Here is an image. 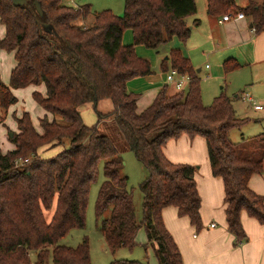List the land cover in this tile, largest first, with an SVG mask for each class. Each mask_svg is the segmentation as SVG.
Segmentation results:
<instances>
[{
  "label": "trees",
  "instance_id": "1",
  "mask_svg": "<svg viewBox=\"0 0 264 264\" xmlns=\"http://www.w3.org/2000/svg\"><path fill=\"white\" fill-rule=\"evenodd\" d=\"M34 1L15 6L11 0H0L4 28L0 49L11 51L15 61L8 83L0 82V108L16 102L13 88L42 83L44 94L34 90L31 97L46 112L38 118V132L29 113L22 111L15 117L17 131L8 136L13 149L0 151V264H26L31 249L41 264L48 247L53 264H89L85 238L75 247L57 241L70 229L83 227L88 188L99 159H103L105 178L98 188L94 215L98 218L110 207L109 217L100 225L107 247L131 248L142 227L144 248L152 249L157 264H183L161 218L162 209L173 206L196 231L201 226L194 167L172 163L162 152L168 139L181 134L204 138L211 173L222 179L225 221L235 243L246 239L239 220L241 210L264 224L263 198L247 185L252 174L263 171L264 131L239 142L228 140L227 132L248 118L236 117L231 99L222 92L203 104L198 74L177 49L169 51L168 59L170 67L188 75L185 89L167 94L162 87L141 111L136 110L137 94L126 89L130 78L151 73L134 45L157 49L174 36L185 41L190 35L186 17L196 12L194 0H123L122 15L104 9L89 25L76 23L87 15L88 5L36 0L42 9L39 15ZM246 1L237 6L235 0H206V13L217 17L241 11L256 30H263L264 0ZM126 29L132 33V44L121 43ZM221 64L225 73L240 66L231 57ZM161 68L168 69L164 61ZM101 98L110 99L112 110L97 113V122L114 121L125 146L147 170L138 183L142 193L139 221L114 143L96 124L87 126L80 118L81 103L95 105ZM65 140L66 147L55 155L41 158L37 154L40 146L61 145ZM50 208L46 220L44 210ZM109 264L146 263L114 259Z\"/></svg>",
  "mask_w": 264,
  "mask_h": 264
},
{
  "label": "crops",
  "instance_id": "2",
  "mask_svg": "<svg viewBox=\"0 0 264 264\" xmlns=\"http://www.w3.org/2000/svg\"><path fill=\"white\" fill-rule=\"evenodd\" d=\"M246 2V0H242L241 5L237 6H244ZM188 17H186L185 21L191 25L189 26L190 36L193 34L198 38L195 45L196 51H193L189 42L180 41L175 36L169 41L170 49H177L182 56L188 58L193 67L200 66L199 61H197V53L202 57L208 56L210 58L213 56L216 59L215 67L211 69L208 64L204 63V68H208L210 73L219 79L224 78L226 75L229 76L228 94L230 93L232 97L242 101L246 107L241 111L237 110L239 115L248 117V121H251L256 112L260 121L264 124V29L256 30L252 26L251 18L246 15L239 19L221 21H218L220 16L212 17L207 13L206 16L200 17V19L195 17L189 20ZM77 22L79 24L81 22L80 19ZM200 31H204L203 35ZM3 34L4 28L0 23V38ZM174 38L177 40L171 42ZM130 39H132L131 31L129 29L124 30L121 35V43L128 45L130 44ZM185 42L186 45L184 46ZM135 47L134 45V50ZM229 57L236 60L240 66L225 73L221 63ZM164 59H168V56ZM14 64L15 61L11 65L10 70ZM200 70V67L195 69L197 73ZM1 78L2 69L0 68ZM162 87L166 89L167 94L177 92L173 85L165 80V73L163 72L135 76L126 81V89L137 94V111H141L148 106L157 91ZM34 90L44 94L45 88L40 83L38 85L13 88L12 93L17 101V98L21 97L20 93L26 92L29 95ZM237 90L238 92L235 93ZM245 92L248 93L250 98L248 102L241 98ZM32 101L34 102L33 99ZM14 104L8 106L4 114L5 118L1 120V123L5 126H0V151L2 153L14 147L6 134L8 131H17L14 123L8 121L9 112H11ZM85 105L92 106V103L85 102L82 109ZM254 105H260L261 108L256 109L253 107ZM38 111H35V114L41 115L37 116V123L38 118L46 114L44 110ZM27 112L29 113V110ZM29 116L34 128L40 132V127L39 129L37 128L30 113ZM47 117L50 118L49 113H47ZM99 123L100 121H96L97 126ZM227 136L230 137L233 134L228 131ZM237 141L236 139L235 142ZM53 148H60V146H40L37 149V154L42 156L46 151ZM162 152L172 163H186L194 167L193 178L199 196L200 229L196 231L186 216H178L173 206L164 207L161 211L162 222L178 248L182 263L264 264V224H260L255 218L248 216L245 210H241L239 220L246 239L235 243L234 235L227 229L222 179L220 176L211 173L204 138L199 135L189 137L186 134H181L176 138L168 139L162 146ZM247 185L252 191L262 196L264 203V171L252 174L248 179ZM211 224L213 226H210ZM139 239L145 244V234L144 237ZM146 248L150 252V247ZM150 258L148 264H157L156 259L152 260Z\"/></svg>",
  "mask_w": 264,
  "mask_h": 264
},
{
  "label": "rangeland",
  "instance_id": "3",
  "mask_svg": "<svg viewBox=\"0 0 264 264\" xmlns=\"http://www.w3.org/2000/svg\"><path fill=\"white\" fill-rule=\"evenodd\" d=\"M63 2L72 7H78L82 5H88L89 10L87 15L84 18L80 19V25H89L92 23L94 16L99 11L104 9H108L111 13L115 15H122L123 13V0H63ZM242 0H235L236 5H241ZM196 12L194 15L189 16L188 19L192 20V18H198L206 16L205 12V0H195ZM78 20V19H77ZM76 20V23L78 24ZM191 26L190 24H187ZM128 30V29H126ZM203 35L204 31H200ZM196 38V39H195ZM188 39V40H187ZM185 41L191 44L193 51L195 50V45L197 43L198 38L195 35H189ZM177 40L174 38L172 41ZM124 41V40H123ZM132 43V39H130V44ZM186 42L184 43V46ZM135 53L137 56L145 59L151 69V73L158 74L160 72L165 73L161 68V62L164 61V65L169 68L170 61L169 59H164L168 56L169 51L171 50L170 42L168 41L165 44H161L157 49H152L145 47L143 45H135ZM197 58L200 66H195L193 69L200 67L201 70L197 73L199 77V87H200V95L201 101L203 104L211 103L213 97L218 95L219 93H223L231 98V104L234 109L235 116L241 118L239 115V111L245 109V105L242 101L235 99L232 97V94H228L229 92V76L226 75L224 78L219 79L210 73V70L204 68V63L208 64L211 69L215 67L216 59L212 57H202L197 53ZM13 54L11 51H7L4 49H0V68L2 69V78L0 82L7 84L9 81V71L10 67L13 64ZM226 86V88H225ZM226 89V90H225ZM235 91V93H237ZM134 93V92H133ZM227 93V94H226ZM21 97L17 98L16 103L13 105L11 112L8 115V121L14 123L16 126L15 117L19 116L22 111L29 110V113L32 116L33 121L37 128L39 129V125L37 123V115L35 111H43L41 107L37 106L31 99V94H27L26 92L20 93ZM97 103V104H96ZM95 105H85L82 109L84 103H81L78 107V111L80 114V118L82 122L87 126H93L96 124L97 113L107 114L112 110V103L109 98H101L97 101ZM12 105V104H11ZM36 105V106H35ZM27 109V110H26ZM6 109L0 108V126L5 127L1 120L5 118ZM38 111V112H39ZM39 114V113H38ZM49 116H51L49 114ZM254 118L251 121H245L241 125L231 128L229 133H232L233 136L228 137V140L231 142H235L237 139L239 142L242 139L247 137H251L257 135L264 131V124L260 121L259 115L255 112ZM248 118V117H246ZM7 125V124H6ZM98 128L101 132H105L111 141L114 143L118 153L122 159V166L120 169L121 174L127 177V188L131 191L133 197V212L136 221L141 219V198L142 193L138 188V183L147 175V170L141 165L134 157L133 153L125 146L124 141L121 139L114 121L111 122V119H104L100 121L98 124ZM17 129V126H16ZM11 131H8L6 134L9 136ZM67 140L64 141L63 144L59 145L60 148H53L45 152L41 158H49L56 153H58L63 147H66ZM96 175L95 178L90 182L87 194V203L85 206L84 212V225L82 228H72L70 229L64 236L59 238L57 244L65 245L69 247H75L82 239H86L88 245V253H89V264H109L114 259H126V260H138L142 261L146 264L149 263L150 259H154L153 252L150 248V252L148 248H144V242H141L140 237H144V230L142 227L138 228L135 234V244L128 248L126 246H121L115 250H111L107 247L103 235L100 231L101 221L107 219L109 217L110 207H107L98 218H95L94 215V203L96 200L98 188L103 181V159H99L96 165ZM52 208L44 210V217L48 220L51 216ZM47 254L45 259L41 264H53L51 260V248H47ZM155 262V261H154ZM26 264H38L37 263V252L36 250L28 251V261Z\"/></svg>",
  "mask_w": 264,
  "mask_h": 264
},
{
  "label": "built area",
  "instance_id": "4",
  "mask_svg": "<svg viewBox=\"0 0 264 264\" xmlns=\"http://www.w3.org/2000/svg\"><path fill=\"white\" fill-rule=\"evenodd\" d=\"M243 16L244 15L241 11H235V12L227 11L220 16V19L218 21L229 20V19H239V18H242ZM165 80L168 83H171L176 91H179L187 87L189 77L187 74L181 73L175 68L170 67L165 71ZM241 98L242 100L247 101V102L250 100L249 95L246 92L242 94ZM253 107L256 109L261 108L260 105H254ZM23 161L24 162L27 161V158H25ZM20 162H21L20 159L16 160V164H19ZM210 226H213V224H211Z\"/></svg>",
  "mask_w": 264,
  "mask_h": 264
},
{
  "label": "water",
  "instance_id": "5",
  "mask_svg": "<svg viewBox=\"0 0 264 264\" xmlns=\"http://www.w3.org/2000/svg\"><path fill=\"white\" fill-rule=\"evenodd\" d=\"M27 0H11L12 4L15 5V6H20V5H23L24 3H26ZM34 4V8L36 10V12L39 14V15H42V9L40 7V4L38 1H34L33 2ZM46 27V25H44ZM12 132H10L9 136L11 135ZM262 165H263V171H264V158L262 159Z\"/></svg>",
  "mask_w": 264,
  "mask_h": 264
}]
</instances>
